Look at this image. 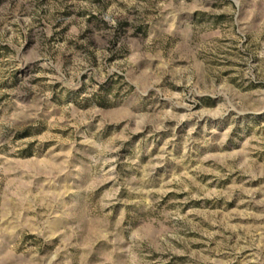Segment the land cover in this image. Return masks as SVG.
Here are the masks:
<instances>
[{
    "label": "rangeland",
    "instance_id": "obj_1",
    "mask_svg": "<svg viewBox=\"0 0 264 264\" xmlns=\"http://www.w3.org/2000/svg\"><path fill=\"white\" fill-rule=\"evenodd\" d=\"M0 264H264V0H0Z\"/></svg>",
    "mask_w": 264,
    "mask_h": 264
}]
</instances>
